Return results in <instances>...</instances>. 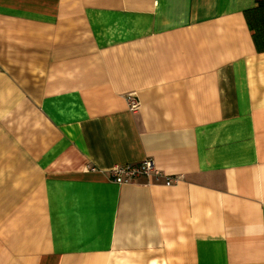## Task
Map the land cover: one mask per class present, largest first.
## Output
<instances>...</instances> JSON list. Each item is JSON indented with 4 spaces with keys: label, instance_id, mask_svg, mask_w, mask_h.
Segmentation results:
<instances>
[{
    "label": "crops",
    "instance_id": "obj_1",
    "mask_svg": "<svg viewBox=\"0 0 264 264\" xmlns=\"http://www.w3.org/2000/svg\"><path fill=\"white\" fill-rule=\"evenodd\" d=\"M255 2L0 0V264H264Z\"/></svg>",
    "mask_w": 264,
    "mask_h": 264
},
{
    "label": "built area",
    "instance_id": "obj_2",
    "mask_svg": "<svg viewBox=\"0 0 264 264\" xmlns=\"http://www.w3.org/2000/svg\"><path fill=\"white\" fill-rule=\"evenodd\" d=\"M127 102L131 109H137L138 101L129 96ZM145 178L147 182L163 181L166 186H171L179 181V177L165 176L159 171L151 159H145L137 164L117 165L110 170V180L122 185L135 182L138 178Z\"/></svg>",
    "mask_w": 264,
    "mask_h": 264
},
{
    "label": "trees",
    "instance_id": "obj_3",
    "mask_svg": "<svg viewBox=\"0 0 264 264\" xmlns=\"http://www.w3.org/2000/svg\"><path fill=\"white\" fill-rule=\"evenodd\" d=\"M244 17L257 52H264V0H256L252 9L245 11Z\"/></svg>",
    "mask_w": 264,
    "mask_h": 264
}]
</instances>
